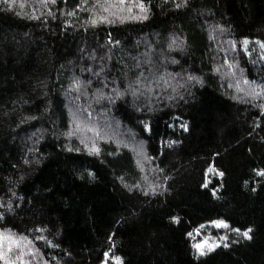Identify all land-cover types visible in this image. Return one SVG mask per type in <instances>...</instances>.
Here are the masks:
<instances>
[{
    "label": "trees",
    "instance_id": "1",
    "mask_svg": "<svg viewBox=\"0 0 264 264\" xmlns=\"http://www.w3.org/2000/svg\"><path fill=\"white\" fill-rule=\"evenodd\" d=\"M41 1L0 0V231L20 240L5 255L264 264V0ZM68 110L121 143L67 139Z\"/></svg>",
    "mask_w": 264,
    "mask_h": 264
},
{
    "label": "snow or ice",
    "instance_id": "2",
    "mask_svg": "<svg viewBox=\"0 0 264 264\" xmlns=\"http://www.w3.org/2000/svg\"><path fill=\"white\" fill-rule=\"evenodd\" d=\"M5 2L7 3L8 0H5ZM51 2L53 4H55L56 3V0H51ZM132 6L133 5H130L129 6V8H128L129 11H131V7ZM134 6L137 7V8H139L140 13H146V11H147V7L143 3V0H139V3L135 4ZM9 7H11L10 4H9ZM77 7H83V5H77ZM121 7H123V0H121ZM177 7H180V5H177ZM103 11L104 12H108L109 11L108 7H103ZM111 15L115 16V13H111ZM32 18L37 19L38 17H32ZM131 18H135V19H146L147 17H146V15H141V16H135V17H131ZM90 22L93 25H95L98 22H109V23H111V22H114V21L109 20V17L108 16L101 15L98 18H92ZM121 22H123V19H121ZM243 43L245 45H247L248 44L247 39H245L243 41ZM174 45H175V41H173V43L170 44L169 47H173ZM261 47L264 48V44H261ZM173 63H175V61H173ZM141 75H142V73H141ZM188 79L189 80H196L197 78L196 77H193V76H189ZM139 82L140 81H139V77H138L137 78V83H139ZM88 83L90 84L91 81H88ZM80 84H81L80 80L77 79V80L74 81V85L73 86L76 87L77 89H79ZM129 90H132L131 85H129ZM98 91H100V90H98ZM116 91H117V95L118 96H122L124 94V93H122V92H120L118 90H116ZM132 94L135 96L136 95V91L135 90H132ZM249 94L250 95H256L257 93L252 92V93H249ZM102 95H103V93L101 91V96ZM181 127L184 128L185 130H187V126L186 125L181 124ZM145 128L147 129L148 126L145 125ZM82 143H84V142L82 141ZM84 147H85V149H88L90 151V153H96V154L99 153V149L95 145H93L91 147V149H89L88 144H84ZM219 174L220 175H223V173H219ZM89 175H91V173H89ZM258 175H264V170H259L258 171ZM9 207H11V205H9ZM173 219L175 220L176 218L173 217ZM212 223L215 226H217V227H227L228 226L226 224V222H224V221H212ZM234 231H236L237 233H239L240 232V229H234ZM250 232H251V229L250 228L249 229H246V230L243 231L242 235L245 238L251 239ZM189 235H191V234L189 233ZM206 243L207 242L205 241V242L197 243V244L194 245V248H196L199 251V254L200 255L206 254L205 253V244ZM5 246H7V251L9 253H11L14 246L16 248H20V240L17 239L12 234H6L5 232L0 231V260H3L4 261V264H14V261L11 259V256L10 255L9 256H6L5 255ZM216 246H218V245H216V244L207 245V251H212ZM224 246H227V245H224ZM107 256H108V253H105V257H107ZM113 260H114V264H122V261H121V258L120 257H113ZM21 264H23V261L22 260H21ZM45 264H46V262H45Z\"/></svg>",
    "mask_w": 264,
    "mask_h": 264
},
{
    "label": "rangeland",
    "instance_id": "3",
    "mask_svg": "<svg viewBox=\"0 0 264 264\" xmlns=\"http://www.w3.org/2000/svg\"><path fill=\"white\" fill-rule=\"evenodd\" d=\"M38 2L43 3L41 0H38ZM228 72L230 73L229 75L232 76V77H230L231 80H233V78H238L239 77L237 75L234 76V73L231 70L228 71ZM242 83H244L246 89L247 88L249 89V87L251 88V86L248 83H245V82H242ZM68 112H69V117H70V122H71L70 125H71V128H72V131H71L70 134L67 135V139H77L79 141H83L84 143H87V142H92V141H94L97 138L99 140H104L106 138V136L107 137L110 136L111 138L115 139V141L117 143L118 142L121 143V139H122L121 135L122 134L118 130H113V132L110 133L109 130H106L103 127V129L98 131V133H97L96 132V126L91 124V123H89L90 121L88 123H86L85 119L82 116H80L77 112L74 113L71 110H68ZM125 135L126 134L123 133V136H125ZM134 151H136V153L139 156L141 155V151L142 150H141V147L139 145H137L136 149L134 148ZM205 241L207 242L205 244V249L207 248V245L214 244V242H212L211 240H203L202 242H205ZM199 243H201V242H199ZM28 250L26 251L27 259L24 260L23 258H21L18 261V264H21V260L23 261V264H34V263L30 262V261L36 259L37 256L34 257V255L31 254ZM33 253H35V252H33ZM13 260H15V259H13Z\"/></svg>",
    "mask_w": 264,
    "mask_h": 264
}]
</instances>
